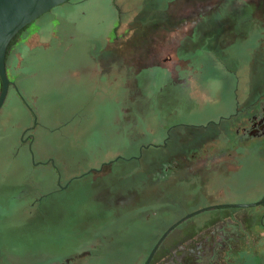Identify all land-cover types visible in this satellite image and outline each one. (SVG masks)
<instances>
[{
	"label": "rangeland",
	"instance_id": "rangeland-1",
	"mask_svg": "<svg viewBox=\"0 0 264 264\" xmlns=\"http://www.w3.org/2000/svg\"><path fill=\"white\" fill-rule=\"evenodd\" d=\"M6 68L0 264H264V0H68Z\"/></svg>",
	"mask_w": 264,
	"mask_h": 264
},
{
	"label": "water",
	"instance_id": "water-1",
	"mask_svg": "<svg viewBox=\"0 0 264 264\" xmlns=\"http://www.w3.org/2000/svg\"><path fill=\"white\" fill-rule=\"evenodd\" d=\"M67 1L68 0H0V110L5 102L9 87L13 89L14 93L23 104V100L19 95L15 85L12 82H9L6 74L5 53L9 42L28 24L54 7L59 6ZM24 106L28 108L27 105L24 104ZM28 110L31 112L29 108ZM35 124V118H33L32 125L34 126ZM30 159L32 161L31 154ZM32 165H38V163H32ZM189 216L190 215L178 220L161 234L150 250L145 264L149 263L157 247L166 238L170 231Z\"/></svg>",
	"mask_w": 264,
	"mask_h": 264
},
{
	"label": "flooded vegetation",
	"instance_id": "flooded-vegetation-1",
	"mask_svg": "<svg viewBox=\"0 0 264 264\" xmlns=\"http://www.w3.org/2000/svg\"><path fill=\"white\" fill-rule=\"evenodd\" d=\"M260 103L258 104L259 107L258 106L256 107V111L258 110L257 115L255 117H251L247 119V121L251 123L250 125L251 129L247 131V134H252L253 131L256 129L261 130V132L258 133L259 134L258 138L264 137V101H262L261 104ZM251 120H254L255 122H251ZM164 240L159 244L148 264H151L154 261V256L156 255L157 252L159 254V252L161 251L160 248L162 247Z\"/></svg>",
	"mask_w": 264,
	"mask_h": 264
},
{
	"label": "trees",
	"instance_id": "trees-1",
	"mask_svg": "<svg viewBox=\"0 0 264 264\" xmlns=\"http://www.w3.org/2000/svg\"><path fill=\"white\" fill-rule=\"evenodd\" d=\"M25 30V27L22 29V30H20L16 35H15V37L9 42V44H8V46H7V48H6V53H5V69H6V71H8L7 70V68H6V62H7V59H8V56H9V52H10V50H11V48L13 47V46H15L16 45V41H17V39H18V36L20 35V33H22L23 31ZM10 75V74H9ZM11 76V79H10V81L11 82H13L14 80H15V75H10ZM9 81V82H10ZM10 88V87H9ZM15 98H17V99H19L18 97H17V95L15 94ZM19 101V100H18ZM22 103V102H21ZM128 209H130V210H132L133 212H135V213H139L140 214V212H142V210L143 209H145V207L144 206H142V205H135L134 207H129Z\"/></svg>",
	"mask_w": 264,
	"mask_h": 264
}]
</instances>
